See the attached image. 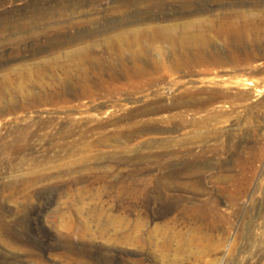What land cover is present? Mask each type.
Segmentation results:
<instances>
[{"label":"rangeland","instance_id":"rangeland-1","mask_svg":"<svg viewBox=\"0 0 264 264\" xmlns=\"http://www.w3.org/2000/svg\"><path fill=\"white\" fill-rule=\"evenodd\" d=\"M255 1L0 0V264H264ZM148 27L190 43H127ZM118 43L148 76L110 77Z\"/></svg>","mask_w":264,"mask_h":264},{"label":"bare ground","instance_id":"bare-ground-1","mask_svg":"<svg viewBox=\"0 0 264 264\" xmlns=\"http://www.w3.org/2000/svg\"><path fill=\"white\" fill-rule=\"evenodd\" d=\"M254 2V1H253ZM255 3L258 5V6H263L264 5V0H257V1H255ZM260 8V7H259ZM261 10V9H260ZM255 14V13H254ZM246 17V16H245ZM252 17H254V16H252ZM255 17H259L261 20H259V23H261V24H263L264 25V16H262V15H258V14H255ZM239 20V19H238ZM245 20H249V21H253V20H251L250 19V17L248 16L247 17V19H245ZM243 21V20H242ZM239 22V21H238ZM254 22V21H253ZM252 22V23H253ZM242 23L243 22H240V24L242 25ZM245 23V22H244ZM256 23V22H255ZM258 23V24H259ZM260 24V26L262 27V25ZM241 25H240V27H241ZM227 26V25H226ZM235 26V25H234ZM237 26H238V24H237ZM252 26V25H251ZM255 26V28H256V26L257 25H254ZM232 28H233V26H231ZM236 27V26H235ZM239 27V26H238ZM238 27H237V29H238ZM243 28H242V30H243V32L245 33L246 32V34H248V32H247V30L250 28V25H248L247 23L246 24H243V26H242ZM253 27V26H252ZM264 28V27H263ZM229 29H230V27H229ZM239 29H241V28H239ZM262 29V28H261ZM254 31H255V29H253ZM263 30V29H262ZM161 30H160V28H157V27H148V28H141V29H138L137 30V33L140 35V36H137V35H135L134 36V38H133V40L131 41H128L127 43L129 44V45H133V43H136V42H139V43H141V41H144V40H146V39H148V38H151V39H164V38H166V40L167 41H170L171 42V44H172V46L174 45V47H175V45H176V47L179 45V43H184L186 40H182V39H177L176 38V36H172V34L171 35H168L169 34V31H163V33H161L160 32ZM240 31V30H239ZM239 31H235V35L233 34H231L232 35V37L234 38L232 41H233V58H231V59H233L234 61H237L238 60V57H239V55L240 54H238L237 52H240L241 50L240 49H242V48H247V46L248 45H250V46H252L253 47V45H257L258 43L256 42H250L251 44H249L247 41H246V39H245V34L243 33V34H239L238 32ZM258 31V30H257ZM232 32V31H231ZM234 33V32H233ZM253 33V32H252ZM256 34V33H255ZM230 35V34H229ZM259 36V35H258ZM192 37H193V35H192ZM248 37V36H247ZM250 37L251 38H253V36H251L250 35ZM254 37H255V35H254ZM174 38H176V40L174 39ZM231 38V37H230ZM192 39V38H191ZM196 39V38H195ZM195 39H193V40H195ZM254 39H256V37L254 38ZM227 40V39H226ZM250 40V39H249ZM252 40V39H251ZM122 42V41H121ZM179 42V43H178ZM188 42V41H187ZM187 42H185V43H187ZM196 42V41H195ZM226 42V41H225ZM260 42V41H259ZM262 42L264 43V41H263V39H262ZM261 42V43H262ZM177 43H178V45H177ZM188 43H190V42H188ZM231 43V42H230ZM180 44V46L179 47H182V45H185V44H182L181 45ZM199 44V43H198ZM200 44H201V42H200ZM199 44V45H200ZM202 44H204V43H202ZM227 44V43H226ZM115 45V44H114ZM124 43H118V44H116V46H117V50L119 51V57L117 58L118 59V64L116 65V64H114V62L113 63H109V70H108V73H109V75H110V77H112V78H117V79H119V77L120 76H126V77H136V76H138V78H139V76H142L143 77V75H145L146 74V67H147V65L149 64V63H151V62H149V60H148V58L147 57H145L143 54H142V51L140 50H129V52H128V54L126 55V53H125V51H126V49L124 48ZM146 45H147V42H146ZM188 46V45H187ZM191 46H193V44H191ZM202 46V45H201ZM229 46V45H228ZM176 47L174 48L176 51H177V49H176ZM178 47V48H179ZM185 47H186V45H185ZM204 47V46H203ZM251 47V48H252ZM258 47V46H257ZM187 48V47H186ZM205 48V47H204ZM231 48V47H230ZM245 48V49H246ZM263 48V47H262ZM173 49V50H174ZM190 49V48H189ZM192 49V48H191ZM200 49H201V47H200ZM200 49H199V51H200ZM222 49V48H221ZM221 49H218V50H221ZM224 49V48H223ZM232 49V48H231ZM261 49V48H260ZM259 49V50H260ZM226 50V49H225ZM248 50V49H247ZM250 50V49H249ZM183 51V50H182ZM185 51V50H184ZM183 51V52H184ZM223 51V50H222ZM231 51V50H230ZM252 51V49L249 51V53H246L245 51V54H246V56L244 57L245 59L247 58V59H250V60H254V59H257L258 58V56L255 54V53H253V54H251L250 52ZM79 52V51H78ZM186 52V51H185ZM185 52H184V55H185ZM219 53H220V51H218ZM228 52V51H227ZM226 52V53H227ZM118 53V52H117ZM174 53H175V51H174ZM188 52H186V54H187ZM218 53V54H219ZM225 53V52H224ZM263 53V52H262ZM178 54V53H177ZM181 54V53H180ZM217 54V55H218ZM259 54H261V53H259ZM176 54H174V56H175ZM188 55V54H187ZM220 55V54H219ZM218 55V56H219ZM230 55V54H229ZM242 55V54H241ZM244 55V54H243ZM84 56V55H83ZM178 56H179V54H178ZM182 56V55H181ZM186 56V55H185ZM217 56V57H218ZM260 56V55H259ZM262 56V55H261ZM82 57V56H81ZM85 57H87V56H85ZM176 57V56H175ZM180 57V56H179ZM195 57V56H194ZM216 57V56H215ZM186 58V57H185ZM184 58V59H185ZM199 59H200V56L198 57ZM221 58V57H220ZM230 58V57H229ZM228 58V54H227V57H223L222 59H219V58H213V60H212V62H214V63H219V64H225V63H228L229 61H230V59ZM76 59H79V57L78 58H76ZM115 59L116 58H114V61H115ZM189 59V58H188ZM187 59V60H188ZM205 59V58H204ZM203 59V60H204ZM86 60V59H85ZM95 60V59H94ZM180 60H181V58H180ZM196 60V59H195ZM207 60V59H206ZM240 60V59H239ZM105 61V60H104ZM108 61V60H107ZM107 61L105 62V63H107ZM151 61V60H150ZM178 61V60H177ZM176 61V62H177ZM185 62V60H183L182 59V62ZM76 62H78V61H76ZM100 62V61H99ZM103 62V61H102ZM110 62V61H109ZM115 62H117V61H115ZM199 62V61H198ZM202 62V61H201ZM244 62V61H243ZM248 62V61H247ZM84 63H85V61H84V59H81L80 60V64H83V69H82V71H83V74H82V76H81V80H83L84 81V84H86L85 82H87L88 80H90L91 78L89 77L90 76V74H89V76H88V72H87V70H89V69H91V68H89V69H87V68H85V67H87V66H85L84 67ZM101 63V62H100ZM104 63V62H103ZM103 63H102V65H103ZM157 63V62H156ZM156 63H154V65H156ZM186 63H187V61H186ZM261 63V62H260ZM74 64V63H73ZM152 64V63H151ZM150 64V65H151ZM158 64V63H157ZM182 64V63H181ZM77 65V64H76ZM75 65V66H76ZM89 65L90 66H92V68H93V66L95 67V68H97L98 69V74L100 73L101 74V72H104V71H106L108 68V66L106 67L107 69H104L103 67H105V66H102V68H101V66L99 65V63H97L96 61H94V62H92V61H90L89 62ZM106 65V64H105ZM146 65V66H145ZM153 65V66H154ZM179 65V64H178ZM183 65H184V63H183ZM232 65H233V63H232ZM256 65V64H255ZM254 65V66H255ZM180 67H181V65H179ZM225 66H226V64H225ZM229 66V65H228ZM234 66V65H233ZM79 67V66H78ZM159 71H160V69H159V67H160V65H157V66H155ZM256 67V66H255ZM74 68V67H73ZM100 68V69H99ZM151 68V67H150ZM81 69V68H80ZM154 69V68H153ZM72 70V69H71ZM148 70V69H147ZM69 71V70H68ZM73 71V70H72ZM77 71V70H76ZM91 71V70H90ZM95 71V70H94ZM149 72V71H148ZM147 72V73H148ZM152 72H154V71H152ZM151 72V73H152ZM73 73V72H72ZM74 73H75V71H74ZM91 73V72H90ZM93 73H96V72H93ZM150 73V72H149ZM75 74H77V73H75ZM79 75L80 74H78V77H79ZM92 76V75H91ZM104 76V75H103ZM145 76H148V75H145ZM73 77V76H72ZM141 77V78H142ZM74 78H76V77H74ZM94 78V77H93ZM96 78V77H95ZM94 78V79H95ZM109 78V77H108ZM112 78H111V80H112ZM141 78H139L140 80H141ZM150 78V77H149ZM123 79H125V78H123ZM146 79H147V77H146ZM151 79V78H150ZM152 79H154V78H152ZM97 80V82L99 81L98 79H96ZM96 80H94V81H96ZM115 80V79H114ZM126 81H127V79H125ZM131 80V79H130ZM129 80V81H130ZM69 81V80H68ZM74 81V80H73ZM82 81V82H83ZM92 81V79L89 81V82H91ZM93 81V82H94ZM109 81V80H108ZM116 81V80H115ZM118 81V80H117ZM137 81V80H136ZM148 81V80H147ZM61 82V81H60ZM59 82V83H60ZM131 82V81H130ZM130 82H129V84H130ZM139 82V81H138ZM137 82V83H138ZM248 83V85L250 86V85H253V82L252 81H247ZM132 83H133V79H132ZM131 83V84H132ZM72 84V83H71ZM74 84V83H73ZM72 84V85H73ZM88 84V83H87ZM94 84V83H93ZM99 84V83H98ZM142 84V83H141ZM147 84V83H146ZM78 85V84H77ZM79 85H80V83H79ZM95 85V84H94ZM104 85V84H103ZM107 85V84H106ZM124 85H126V84H124ZM139 85V84H138ZM61 86V85H60ZM62 86H63V84H62ZM66 86V85H65ZM64 86V87H65ZM69 86H70V84H69ZM80 86H82V85H80ZM84 86V85H83ZM93 86V85H92ZM91 85H90V88L92 87ZM254 86V85H253ZM70 87H72V86H70ZM73 87H74V85H73ZM86 87V86H85ZM101 87V86H100ZM115 87V86H114ZM113 87V88H114ZM116 87H118V86H116ZM128 87H129V85H128ZM131 87V86H130ZM140 87H141V85H140ZM120 88V87H119ZM249 88V87H248ZM251 88V87H250ZM66 89H68V88H66ZM115 89V88H114ZM131 89V88H130ZM136 89V88H135ZM135 89H134V91H135ZM65 90V89H64ZM75 90V89H74ZM106 90V89H105ZM110 90V89H109ZM118 90H120V89H118ZM117 90V91H118ZM141 90V89H140ZM251 90V89H250ZM254 90L258 93V94H260V93H263L264 92V85L263 86H261V87H256V88H254ZM68 91H70V90H68ZM103 91V90H102ZM137 91H139L138 89H137ZM136 91V92H137ZM248 91V95H249V97H250V95H251V93L249 92V90H247ZM246 91V92H247ZM252 91V90H251ZM73 92H75V91H73ZM94 92V91H93ZM115 92V91H114ZM211 91H209V93H210ZM244 92H245V90H244ZM243 92V93H244ZM68 93V92H67ZM79 92H77V94H78ZM96 93H97V91H96ZM102 93V92H101ZM104 93V92H103ZM201 93V92H200ZM203 93V92H202ZM208 93V94H209ZM241 93V92H240ZM73 94H75V93H73ZM110 94V93H109ZM189 94V93H188ZM205 94H207L206 92H205ZM219 94V93H218ZM222 94V93H221ZM183 95V94H182ZM214 95H216L215 93H214ZM224 94H222V96H223ZM241 95V94H240ZM244 95V94H243ZM195 95H193V97H194ZM199 96V95H198ZM206 96V95H205ZM209 96V95H208ZM211 96V95H210ZM217 96L218 95H216V98H217ZM242 96V95H241ZM240 96V97H241ZM245 96H247L246 94H245ZM181 97V96H180ZM183 97H185V96H183ZM214 97V96H213ZM226 97V96H225ZM239 97V98H240ZM248 97V96H247ZM161 98V97H160ZM192 98V97H191ZM203 98H206V97H203ZM202 98V99H203ZM208 98H210V97H208ZM212 98V97H211ZM228 98V97H227ZM233 98V97H232ZM242 98H244V97H242ZM162 99V98H161ZM180 99H182V98H180ZM189 99V98H188ZM187 99V100H188ZM196 98H194V100H195ZM207 99V98H206ZM244 99H246V98H244ZM154 100H156V99H154ZM158 100H160V99H158ZM192 100V99H191ZM225 100V99H224ZM227 100V99H226ZM182 101H184V100H182ZM190 101V100H189ZM235 101V100H234ZM158 102V101H157ZM156 102V103H157ZM179 102V101H178ZM187 102V101H186ZM191 103H193V102H195L196 103V101H190ZM190 102H188V103H190ZM201 102V101H200ZM200 102H198V103H200ZM203 102H204V100H203ZM202 102V103H203ZM209 102V101H208ZM154 103V102H153ZM159 103V102H158ZM152 104V103H151ZM145 106H147L146 108H148V107H150V105L148 106L147 104H144ZM155 105V104H154ZM153 105V106H154ZM158 105V104H157ZM161 105V104H160ZM174 105V104H173ZM172 105V106H173ZM199 105V104H198ZM203 105V104H202ZM251 105V104H250ZM142 106V105H141ZM159 106V105H158ZM157 106V107H158ZM163 106H165V105H163ZM175 106V105H174ZM173 106V107H174ZM181 106H182V103H181ZM201 106V105H200ZM205 106H207V105H205ZM152 107V106H151ZM179 107V106H178ZM192 107V106H191ZM141 108V107H140ZM165 108V107H164ZM169 108H170V106H169ZM168 108V109H169ZM200 108V107H199ZM217 108V107H216ZM143 109H145L144 108V106H143ZM157 109V108H156ZM161 109V108H160ZM190 110H191V108H189ZM188 109V110H189ZM193 109V108H192ZM214 109V108H213ZM142 110V109H141ZM147 110V109H146ZM145 110V111H146ZM152 110H154V109H152ZM136 111V110H135ZM186 111V110H185ZM208 111H209V109H208ZM215 111V110H214ZM213 111V112H214ZM222 111H223V109H222ZM137 112V111H136ZM144 112V111H143ZM146 112H148V111H146ZM161 112H163V111H161ZM174 113V112H173ZM176 113V112H175ZM180 113V112H179ZM185 113V112H184ZM215 113V112H214ZM224 113V112H223ZM227 113V112H226ZM132 114V113H131ZM143 114V113H142ZM156 115H157V112L155 113ZM181 114V113H180ZM188 114V113H187ZM208 114H210V113H208ZM220 114V113H219ZM144 115H146V114H144ZM148 115H149V113H148ZM171 115V114H170ZM174 115V114H173ZM176 115V114H175ZM184 115V114H183ZM205 115H206V113H205ZM220 115H222V114H220ZM224 115V114H223ZM227 115V114H226ZM150 116V115H149ZM153 116V115H152ZM158 116H159V114H158ZM161 116H162V114H161ZM142 117H144L143 115H142ZM165 117V116H164ZM174 117V116H173ZM172 117V118H173ZM176 117H179V115H176ZM180 117L182 118V116L180 115ZM186 117V116H185ZM213 117V116H212ZM220 117V116H219ZM148 118V117H147ZM151 118V117H150ZM150 118H148V119H150ZM171 118V117H170ZM202 118V117H201ZM215 118H217L216 116H215ZM140 119V118H139ZM147 119V120H148ZM153 119V118H152ZM154 119H156V118H154ZM161 119V118H160ZM174 119H176V118H174ZM192 119V118H191ZM209 118H207V120H208ZM147 120L146 121H144L143 120V122H145V124H147V125H150V123H149V121L147 122ZM178 120V119H177ZM180 120H182V119H180ZM194 120V119H193ZM213 120V119H212ZM219 120V119H218ZM155 121V120H154ZM160 121V120H159ZM164 121V120H163ZM168 121V120H167ZM176 121V120H175ZM192 121V120H191ZM202 121H203V119H202ZM201 121V122H202ZM209 121V120H208ZM181 122H183V121H181ZM186 122V121H185ZM189 123H190V121H188ZM197 122V121H196ZM199 122V121H198ZM204 122V121H203ZM132 123V122H131ZM156 123H158V122H156ZM164 123H166V121L164 122ZM193 123H194V121H193ZM206 123V122H205ZM169 124V123H168ZM172 124V123H171ZM174 124V123H173ZM187 124V123H186ZM192 124V123H191ZM197 124V123H196ZM141 125H143V124H141ZM176 125H178L177 123H176ZM185 125V124H184ZM190 125V124H189ZM193 125V124H192ZM199 125V124H198ZM152 126V125H151ZM154 126V125H153ZM174 126V125H173ZM179 126V125H178ZM181 126V125H180ZM160 127H161V125H160ZM171 127H172V125H171ZM177 127V126H176ZM182 127V126H181ZM196 127V126H195ZM198 127V126H197ZM174 128V127H173ZM159 129V128H158ZM180 129V128H179ZM178 129V130H179ZM177 130V129H176ZM177 130V131H178ZM225 132H227V131H225ZM222 134V133H221ZM224 135V134H223ZM229 135V134H228ZM227 135V136H228ZM227 136L225 137V138H227ZM253 136H255V135H253ZM201 137H202V135H201ZM250 137H252V136H250ZM234 138H235V135H234ZM253 138V137H252ZM230 139V138H229ZM254 139V138H253ZM231 140V139H230ZM253 141V140H252ZM233 148V147H232Z\"/></svg>","mask_w":264,"mask_h":264}]
</instances>
